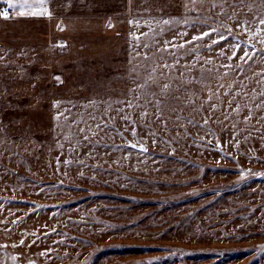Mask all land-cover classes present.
Instances as JSON below:
<instances>
[{
	"label": "rangeland",
	"instance_id": "rangeland-1",
	"mask_svg": "<svg viewBox=\"0 0 264 264\" xmlns=\"http://www.w3.org/2000/svg\"><path fill=\"white\" fill-rule=\"evenodd\" d=\"M46 7L0 15V264H264V0Z\"/></svg>",
	"mask_w": 264,
	"mask_h": 264
},
{
	"label": "snow or ice",
	"instance_id": "snow-or-ice-1",
	"mask_svg": "<svg viewBox=\"0 0 264 264\" xmlns=\"http://www.w3.org/2000/svg\"><path fill=\"white\" fill-rule=\"evenodd\" d=\"M9 7L10 8H18V9H27L26 12H20V15H30V16H50L51 13L47 11L46 3L47 0H35V2H29V0H8ZM0 15L3 16L4 19H8V13H0ZM164 24L169 23L168 20L163 21ZM258 23L262 26H264V17H261L258 21ZM256 34L259 42L261 44H264V27L257 28L256 29ZM205 35H208V33H205ZM198 39L201 37H197ZM215 42V41H214ZM256 53L253 51L252 53L249 52H244L243 56L240 58L244 60V62H247V60H251L255 57ZM262 59H264V55L261 56ZM59 79V78H57ZM168 85L165 84L164 88L167 89ZM264 95V93H262ZM57 106V105H54ZM58 119V117H56ZM207 122V121H205ZM23 244V240L20 242Z\"/></svg>",
	"mask_w": 264,
	"mask_h": 264
},
{
	"label": "built area",
	"instance_id": "built-area-1",
	"mask_svg": "<svg viewBox=\"0 0 264 264\" xmlns=\"http://www.w3.org/2000/svg\"><path fill=\"white\" fill-rule=\"evenodd\" d=\"M7 12L8 16H11L13 14V9L9 7L8 4H5L2 8H1V13Z\"/></svg>",
	"mask_w": 264,
	"mask_h": 264
},
{
	"label": "water",
	"instance_id": "water-1",
	"mask_svg": "<svg viewBox=\"0 0 264 264\" xmlns=\"http://www.w3.org/2000/svg\"><path fill=\"white\" fill-rule=\"evenodd\" d=\"M131 146H133L134 148L141 150V151H145L146 150V146H140V145H136L134 143H131Z\"/></svg>",
	"mask_w": 264,
	"mask_h": 264
},
{
	"label": "crops",
	"instance_id": "crops-1",
	"mask_svg": "<svg viewBox=\"0 0 264 264\" xmlns=\"http://www.w3.org/2000/svg\"><path fill=\"white\" fill-rule=\"evenodd\" d=\"M4 1V3H6L7 1L6 0H0V2H3ZM3 5V4H2Z\"/></svg>",
	"mask_w": 264,
	"mask_h": 264
},
{
	"label": "trees",
	"instance_id": "trees-1",
	"mask_svg": "<svg viewBox=\"0 0 264 264\" xmlns=\"http://www.w3.org/2000/svg\"><path fill=\"white\" fill-rule=\"evenodd\" d=\"M2 5H0V9H1Z\"/></svg>",
	"mask_w": 264,
	"mask_h": 264
}]
</instances>
